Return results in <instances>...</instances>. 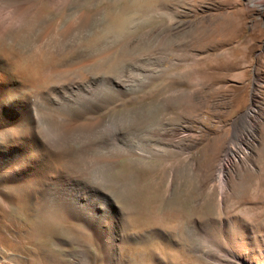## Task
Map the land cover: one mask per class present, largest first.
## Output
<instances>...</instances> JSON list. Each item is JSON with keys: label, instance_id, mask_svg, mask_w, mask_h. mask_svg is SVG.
<instances>
[{"label": "rangeland", "instance_id": "1", "mask_svg": "<svg viewBox=\"0 0 264 264\" xmlns=\"http://www.w3.org/2000/svg\"><path fill=\"white\" fill-rule=\"evenodd\" d=\"M29 1L19 54L43 48L51 83L94 75L105 102L58 186L78 215L0 182V264H264V0Z\"/></svg>", "mask_w": 264, "mask_h": 264}, {"label": "bare ground", "instance_id": "2", "mask_svg": "<svg viewBox=\"0 0 264 264\" xmlns=\"http://www.w3.org/2000/svg\"><path fill=\"white\" fill-rule=\"evenodd\" d=\"M30 7L29 0H0V95L5 98L0 105V125L3 126L0 128L3 133L0 135V153L10 155L9 160L0 162V182H13L18 192L34 199L52 191L59 206H64L63 211L75 217L77 209L71 202L78 201L82 195L74 189L65 192L66 186L60 189L58 186L70 184L72 177L83 178L79 159L87 147V135L101 124L94 112L100 110L105 101H96L92 96L97 81L94 75L49 82L44 70L52 60L41 46L42 51L36 48L27 55L19 54L16 48L22 34L17 20ZM41 13L37 7V15ZM38 105L50 119L59 118L65 122L64 135L59 141H50L40 133ZM72 145L81 146L79 153H75ZM230 154L225 152L218 162L217 178L220 180L226 178ZM22 159L27 163L21 165ZM35 164L41 165L42 169ZM44 167L60 169L65 174L71 172L73 176L56 178L44 173ZM106 259L109 261L110 256Z\"/></svg>", "mask_w": 264, "mask_h": 264}, {"label": "snow or ice", "instance_id": "3", "mask_svg": "<svg viewBox=\"0 0 264 264\" xmlns=\"http://www.w3.org/2000/svg\"><path fill=\"white\" fill-rule=\"evenodd\" d=\"M4 102H5V98L2 95H0V105H2ZM2 127L3 126L0 125V128H2ZM0 135H3V133H0ZM9 135H11V133H9ZM20 163H21V165H23V164L27 163V160L26 159H22L20 161Z\"/></svg>", "mask_w": 264, "mask_h": 264}]
</instances>
